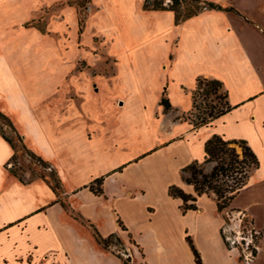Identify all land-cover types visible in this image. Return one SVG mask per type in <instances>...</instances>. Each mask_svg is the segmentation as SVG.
<instances>
[{
    "label": "crops",
    "instance_id": "1",
    "mask_svg": "<svg viewBox=\"0 0 264 264\" xmlns=\"http://www.w3.org/2000/svg\"><path fill=\"white\" fill-rule=\"evenodd\" d=\"M97 1L103 9L90 24L109 39L117 71L110 81H98L100 94L77 86L79 105L68 104L67 87L57 91L55 84L37 81L36 69L49 52L34 61L0 51V88L15 93H7L4 112L56 180L17 179L9 170L14 150L0 136V264H195L187 238L201 264H242L221 237L224 217L213 195L198 196L196 209L187 211L181 199L168 195L174 185L195 196L181 170L203 161L204 143L214 134L245 140L257 157L258 168L239 194L259 187L260 200L234 199L230 209L245 210L262 232L252 264H264V226L249 215L257 205L264 209V0H205L239 15L204 10L178 24L172 11H143L141 0ZM49 2L0 0V33L21 19L23 4ZM69 21L53 26L62 30L69 23L74 35L73 14ZM167 61L169 83L161 87ZM199 76L222 83L231 110L194 128L177 116L191 109L183 88L192 89ZM162 93L171 105L167 112L159 105ZM99 178L96 194L87 186ZM95 232L102 239L114 234L120 249L112 242L103 248Z\"/></svg>",
    "mask_w": 264,
    "mask_h": 264
},
{
    "label": "rangeland",
    "instance_id": "2",
    "mask_svg": "<svg viewBox=\"0 0 264 264\" xmlns=\"http://www.w3.org/2000/svg\"><path fill=\"white\" fill-rule=\"evenodd\" d=\"M128 4H132L130 0H126ZM141 0L139 6L141 8ZM170 0H164V5H169ZM186 1L180 6L183 11ZM20 14L21 19L8 26L3 27V33H0V51L8 52L9 54H26L31 60L36 61L43 52L50 54H43L44 61L36 69L35 77L40 83L55 84L57 91L67 87L66 101L68 104L79 105L81 99L80 94H77V86L80 87L84 83L85 87H90L92 93H101V84L99 80L110 81V78L116 74L117 59L109 54V39L103 37L90 22L93 16L103 9V4L97 0H51V2L43 4L39 3L36 8L22 5ZM68 9L66 13L64 11ZM73 14L75 17L77 27L74 35L70 30L69 23L62 30H57L53 24H65L70 22V17ZM65 15V16H64ZM101 21V22H100ZM100 27L111 29V24H102V20H96ZM111 23V21H110ZM35 31L40 37L36 40H30L29 32ZM175 43L171 45V59ZM170 62L167 61L162 66V72L158 77L161 79V87L168 85V71ZM87 80V81H86ZM165 80V81H164ZM194 87V86H193ZM0 88V136H5L13 142L15 147V155L9 164L10 172L16 176L20 181L43 179L49 183L55 184V174L47 171L39 161L32 158L25 146L19 143L20 129L17 126L15 118L4 112L6 105L7 93L13 96L15 93L7 86ZM183 90L192 96V89L187 87ZM55 93V91H53ZM160 90L157 92L160 94ZM225 91L223 87L217 90L216 94H206L203 89H200L195 94V108L187 112H180L177 118L186 122H198L202 117L203 112L209 111L210 107L216 108L226 107ZM166 98V97H165ZM192 100V99H191ZM45 105V104H43ZM121 102L116 100L113 102V107L119 110ZM136 107L128 108L129 114H134ZM18 112V111H17ZM16 112V113H17ZM22 141V140H21ZM24 145V144H23ZM28 150V151H27ZM34 154L33 152H31ZM35 155V154H34ZM37 156V155H35ZM211 164L204 166V171L210 170ZM251 175V174H250ZM250 177V176H249ZM97 186L96 188H98ZM249 188L247 191H242L234 198L240 204L252 203L254 200H260L257 190ZM255 190V191H254ZM213 195V194H212ZM214 196V195H213ZM233 199V200H234ZM233 208L231 205L229 209ZM228 210V209H227ZM254 220L258 228L264 226V209L258 205L252 209L249 214ZM87 227L86 224H84ZM89 229V228H88ZM92 233V230L89 229ZM3 235L0 233V240ZM112 244L115 250H119L120 246L118 240L112 239ZM113 247V246H112ZM111 247V248H112ZM114 249V248H112ZM27 262H31L27 259ZM10 264H24L23 260L16 259ZM44 264V262H40Z\"/></svg>",
    "mask_w": 264,
    "mask_h": 264
},
{
    "label": "trees",
    "instance_id": "3",
    "mask_svg": "<svg viewBox=\"0 0 264 264\" xmlns=\"http://www.w3.org/2000/svg\"><path fill=\"white\" fill-rule=\"evenodd\" d=\"M185 1V7L181 11L180 6ZM141 9L143 11H172L174 13L175 24L197 16L204 10H225L239 15L233 8L223 9L220 5L205 0H170L169 5H164V0H144ZM221 87L222 83L218 80L207 79L201 76L197 77L192 88V108L197 109L194 98L200 89H203L206 94H216L217 90ZM224 96L225 98L227 97L226 92ZM225 104V108L210 107L208 112H203L198 122L191 121L190 124L194 128L210 124L213 120L231 110L227 101ZM159 105L162 106L163 112H167L171 108L169 101L165 98V93L161 94ZM1 137L9 143L15 152L13 142L5 136L1 135ZM18 141L22 144L19 138ZM22 148L25 149L23 144ZM203 150L204 159L202 162L194 161L181 170L183 181L192 186L195 196L185 194L180 188L174 185L168 187V195L172 198L181 199V208L183 211H187L196 209L195 202L198 196L213 194L217 212L221 213L223 210L229 208L230 203L247 184L250 174L258 168L259 163L247 142L242 139L228 140L223 136L214 134L205 141ZM28 153L32 158L37 159L42 166L47 167L39 157L31 152ZM206 164H211L209 172L204 171V165ZM101 183L102 178L95 179L87 188L96 194H101ZM97 186L99 187L96 188ZM94 238L105 249H107L112 239L117 240L114 234L106 239H102L96 232L94 233ZM187 241L192 250L195 264H201L200 256L192 245L191 240L187 238Z\"/></svg>",
    "mask_w": 264,
    "mask_h": 264
},
{
    "label": "built area",
    "instance_id": "4",
    "mask_svg": "<svg viewBox=\"0 0 264 264\" xmlns=\"http://www.w3.org/2000/svg\"><path fill=\"white\" fill-rule=\"evenodd\" d=\"M227 209L221 212L224 217L220 228L221 237L227 249L242 264H252L258 253L262 232L254 226L245 210Z\"/></svg>",
    "mask_w": 264,
    "mask_h": 264
}]
</instances>
